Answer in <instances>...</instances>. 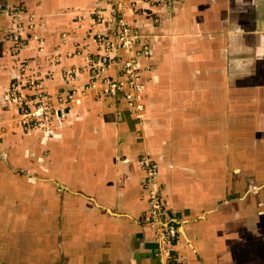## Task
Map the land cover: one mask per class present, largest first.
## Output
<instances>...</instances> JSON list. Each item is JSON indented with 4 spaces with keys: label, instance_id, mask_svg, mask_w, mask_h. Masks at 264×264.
I'll return each instance as SVG.
<instances>
[{
    "label": "crops",
    "instance_id": "0c3cea01",
    "mask_svg": "<svg viewBox=\"0 0 264 264\" xmlns=\"http://www.w3.org/2000/svg\"><path fill=\"white\" fill-rule=\"evenodd\" d=\"M169 2L0 0V264H159L147 163L177 264H264V0ZM121 14L141 113L82 91ZM34 83L65 117L27 132L7 95Z\"/></svg>",
    "mask_w": 264,
    "mask_h": 264
},
{
    "label": "built area",
    "instance_id": "2783aa9c",
    "mask_svg": "<svg viewBox=\"0 0 264 264\" xmlns=\"http://www.w3.org/2000/svg\"><path fill=\"white\" fill-rule=\"evenodd\" d=\"M166 0L167 3H170ZM157 1H151L155 4ZM158 3V2H157ZM117 11V8L115 9ZM111 12L109 11L108 14ZM82 17V16H81ZM103 15L101 12L96 14L97 23L102 22ZM117 27L113 29L110 38H106L103 34H98L97 39L101 44L103 54L99 57L100 64L94 68V75L91 80V84L85 88L87 91L99 97L101 94L118 96L122 90H125L124 97L128 101L129 105L134 108V113L142 112V105H137L136 94L141 91V85L139 83V74L136 70L138 68L135 60H128L123 62L120 56L115 51V44L117 43L122 47L125 53H129L134 44L138 41V32L131 28L125 19L123 14L117 16ZM35 25H43L42 21H38L34 17L29 18V25H16L12 33L15 34L16 40H21V36L26 28L34 29ZM43 43V41H41ZM137 55L148 57L150 51L148 46H144L140 51H137ZM122 64L123 74L119 79L115 81L107 76L108 68L110 65ZM26 85L25 87H18L16 84H12L10 93L7 95L11 102L17 103L20 108L19 123L24 131L30 132L36 130L41 124H43L49 116L56 110L60 112V115L65 117V103L60 102L56 106L46 102L44 97H38L35 105H29L30 100H26L25 92L32 91L39 88V83ZM72 97V96H71ZM55 107V108H54ZM143 170L147 172V185L149 187V199H150V213L156 216L157 223L159 224L158 234V250L161 253L164 264H169L171 261L170 244H173L177 237V230L174 225L167 224L165 221L167 215L165 214V205L161 200V196L156 192V169L150 164L143 165ZM166 223V224H164Z\"/></svg>",
    "mask_w": 264,
    "mask_h": 264
},
{
    "label": "rangeland",
    "instance_id": "374dc122",
    "mask_svg": "<svg viewBox=\"0 0 264 264\" xmlns=\"http://www.w3.org/2000/svg\"><path fill=\"white\" fill-rule=\"evenodd\" d=\"M87 86L88 85H86V87H84V89H82V91H84V93H86V94H88V92H87V90L85 89V88H87ZM18 119H19V117H18ZM172 252V251H171ZM157 257H158V259H159V264H164V261L162 260V256H161V253L159 252V250H158V252H157ZM171 259H172V255H171ZM170 264V263H169Z\"/></svg>",
    "mask_w": 264,
    "mask_h": 264
},
{
    "label": "trees",
    "instance_id": "16d2710c",
    "mask_svg": "<svg viewBox=\"0 0 264 264\" xmlns=\"http://www.w3.org/2000/svg\"><path fill=\"white\" fill-rule=\"evenodd\" d=\"M109 96H111V95H109ZM176 262H177V261L174 259V256L172 255V259H171V261H170V264H177Z\"/></svg>",
    "mask_w": 264,
    "mask_h": 264
}]
</instances>
